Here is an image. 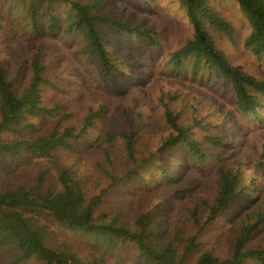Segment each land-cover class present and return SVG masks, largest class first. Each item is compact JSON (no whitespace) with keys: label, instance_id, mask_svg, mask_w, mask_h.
Returning a JSON list of instances; mask_svg holds the SVG:
<instances>
[{"label":"trees","instance_id":"1","mask_svg":"<svg viewBox=\"0 0 264 264\" xmlns=\"http://www.w3.org/2000/svg\"><path fill=\"white\" fill-rule=\"evenodd\" d=\"M176 1L187 16L193 37L183 47L169 53L164 67L182 69L190 66L194 80L200 74L202 78L207 76V81L201 86L228 93L241 116L262 122L264 79L246 72L240 65H234L218 47L212 33V30L219 32L235 43L231 25L210 0ZM231 1L239 7L250 25L251 32L244 48L258 60H264V0ZM106 2L0 0V6L7 9L10 15H23L34 39L45 35L74 39L79 48L77 54L95 61L104 74L105 82L127 91L130 83L122 77L118 81L122 70L115 61L122 57L113 56L111 47L114 43L109 33L116 31L136 37L148 43L153 50L160 49L161 40L157 31L144 28L142 22L136 24L131 19L105 15L102 9ZM47 72L48 68L40 56L28 61L15 73L5 66L0 56V163L8 171L17 158L33 157L41 162L40 179L36 185L9 187L0 183V254L10 257L7 264H28L32 261L40 264H264V244L256 249L249 248L264 229V199H251L243 180L244 173L234 168L232 162L228 163L221 152L214 153L209 149L211 146L217 151L225 149L227 143L224 137L206 135L204 141L207 146H203L194 138L192 129L196 126L206 130V125L202 121H195L191 127L182 124L184 111L175 112L169 104H165L162 122L171 134L163 140L157 152L140 159L137 145L143 116L139 111L132 107V119L128 109L123 108L121 129H112L108 124L104 128L102 125V130L96 133L99 122L105 124L109 112L108 104L104 103L97 108L89 107L79 124L68 123L65 127L64 122L74 115L57 120L53 116L63 110V105L54 109L43 107L45 88L52 85V78ZM130 81L135 84L133 78ZM41 115L55 119L56 124L50 131L11 142L3 139L8 133L19 136L27 130L34 131L37 128L35 125L26 124L28 116ZM88 136L96 139V153L102 155L98 165L100 175L108 181L100 194L91 196H87L74 182V170L56 161L59 151L76 154L75 143ZM118 141L122 142L129 163L120 175L115 170L112 157ZM169 152L176 156L182 154L193 168L202 171L204 177L211 173L213 167L216 168V194L212 200L201 197H197L195 203L190 200L196 197L195 187H188L187 183L180 186L183 180L179 181L175 173L166 168L167 158L173 156ZM51 172L56 174L58 184L45 191L46 176ZM157 173L160 182L167 184L166 196L173 204H178L182 209L180 212L170 209L168 216L163 217L161 211L164 207H157L155 213H161L162 218H157L154 211H146L127 221L124 215H114L101 208L109 193L126 179H137L149 185L148 178L159 180ZM158 184L154 182V185ZM238 196L251 199L250 206L234 223L228 222L233 223L231 226L236 225L231 231L234 237L230 252L225 255L216 248L224 239L219 235L221 227L217 221ZM46 220L54 221L60 229L87 242L90 248L80 250L68 242L51 239ZM206 235H212L213 239L205 240L203 237ZM126 246L133 249L130 253L134 257L129 261L123 259ZM113 254L115 259L112 260Z\"/></svg>","mask_w":264,"mask_h":264},{"label":"rangeland","instance_id":"2","mask_svg":"<svg viewBox=\"0 0 264 264\" xmlns=\"http://www.w3.org/2000/svg\"><path fill=\"white\" fill-rule=\"evenodd\" d=\"M210 1L231 25L235 35V43H232L227 37L212 30L218 47L234 65H240L246 72L264 79V60H258L244 48L251 29L248 21L240 13L239 7L231 0ZM1 7V59L5 66L15 73L33 58L42 57L48 68L46 74L52 78V85L45 88L43 107L54 109L63 105V110L61 109L53 117L58 120L62 116L74 115L72 119L64 122L65 127H68V123L79 124L88 113L89 107L97 108L107 103L109 112L106 122L105 124L99 122V128L95 132L99 133L102 125L104 128L108 124H111L112 129L118 130L122 128L124 122L122 109L126 107L133 119L132 107H134L143 116L139 124L141 137L137 145V154L138 158L144 159L157 152L163 140L171 134L162 122L164 105L169 104L175 112L184 111L182 124L191 127L195 121H202L206 125V130L196 126L192 129L194 138L203 146H207L204 141L206 135L224 137L227 143L225 149L217 151L212 149V146L209 149L214 153L221 152L228 163L232 162L234 168L244 173L243 180L251 199L252 197L258 200L264 199V119L257 123L250 117L241 116L235 107V101L228 93L201 86V83L207 81V76L202 78L200 74L198 79L194 80L190 66L174 69L163 65L170 52L183 47L193 37L187 16L176 0H107L105 3L102 9L105 15L122 20L131 19L136 24L142 22L144 28L157 31L161 40L160 49L153 50L148 43L136 37H129L116 31L109 33L110 40L114 43V47H111L113 56L122 57L121 60L115 61L122 70L118 81L122 77L130 83L127 91L105 82L104 74L95 61L77 54L79 48L74 39L50 35L34 39L27 29L23 15L19 13L10 15L7 9ZM131 78L134 79L135 84H131ZM54 118L50 119L45 115L28 116L26 124L35 125L37 128L34 131L27 130L19 136L8 133L3 139L11 142L33 138L42 132L50 131L56 124ZM95 140L88 136L75 143L76 154L59 151L56 155L58 164L74 170L76 179L74 182L87 196L100 194L108 185L106 177L102 178L100 175L98 165L102 161V155L96 153ZM116 145L118 147L112 157L115 170L120 175L124 173L129 163L124 146H121L122 142L118 141ZM171 155L173 156L167 158L166 168L174 172L179 181L183 180L180 186L187 183L188 187H195L196 197L190 200H194V203L197 197L212 200L216 194V168L213 167L211 173L204 177L202 171L193 168L191 162L184 159L182 154ZM1 163L2 185L34 186L40 179L41 162L36 158H17L8 171ZM158 175L157 173L156 176ZM158 177L159 180L148 178L149 185L137 179H126L120 187L109 193L101 208L114 215L122 214L127 221L134 220L138 214L146 211H154L157 218H162L161 213H155L157 207H164L161 211L163 217L168 216L170 209L180 212L182 209L178 204H173L166 196L167 184L164 181L160 182V176ZM154 182L164 184H158L160 186L157 187ZM57 184L56 174L51 172L46 176L43 190H50ZM251 199L238 196L225 215L217 221V225L221 227L219 235L224 238L219 248L223 250L221 251L216 245L212 246L225 255L229 254L234 237L231 231L236 224L231 225L250 206ZM194 203L190 204L194 205ZM228 222L233 223L228 224ZM45 223L50 227V238L56 242H68L80 250L90 248L87 242L60 229L54 221L46 220ZM203 238L211 241L213 236L206 235ZM260 244H264V229L249 248L256 249ZM130 249L133 250L129 246L123 249L125 261L134 257ZM9 258L5 253L0 254V264H7ZM111 258L115 259V254ZM28 264L40 263L32 261Z\"/></svg>","mask_w":264,"mask_h":264}]
</instances>
